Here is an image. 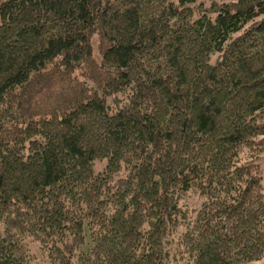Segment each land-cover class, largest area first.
Wrapping results in <instances>:
<instances>
[{"label":"trees","instance_id":"16d2710c","mask_svg":"<svg viewBox=\"0 0 264 264\" xmlns=\"http://www.w3.org/2000/svg\"><path fill=\"white\" fill-rule=\"evenodd\" d=\"M190 258L264 259V0H0V264Z\"/></svg>","mask_w":264,"mask_h":264},{"label":"rangeland","instance_id":"374dc122","mask_svg":"<svg viewBox=\"0 0 264 264\" xmlns=\"http://www.w3.org/2000/svg\"><path fill=\"white\" fill-rule=\"evenodd\" d=\"M199 1L204 2V8H206V9L209 8V2H210V0H199ZM216 1L222 3L223 1H229V0H216ZM213 11H214L213 9H210V10H208V11H206V12L209 13V14H212ZM97 44H98V40H97V41L94 40V42H93V54H94L95 56H97V54H98V52H97ZM101 167H102V163H97V164H95V168H96L97 170H100ZM173 248H174V249H177L178 246H177V245H174ZM189 261H190V264H194V261H195V260H193L192 258H190ZM169 264H172V262H170ZM241 264H242V263H241ZM246 264H247V263H246ZM250 264H264V259H261V260H259V261H254V262H252V263H250Z\"/></svg>","mask_w":264,"mask_h":264}]
</instances>
